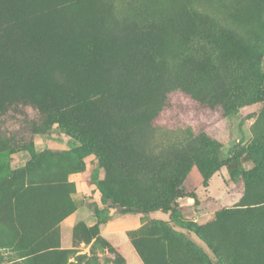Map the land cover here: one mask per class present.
I'll return each mask as SVG.
<instances>
[{
    "label": "rangeland",
    "instance_id": "obj_1",
    "mask_svg": "<svg viewBox=\"0 0 264 264\" xmlns=\"http://www.w3.org/2000/svg\"><path fill=\"white\" fill-rule=\"evenodd\" d=\"M71 2L73 10L50 20L74 24L81 12V31L97 10L110 36L116 23L160 26L157 59L137 70L159 92L180 90L155 112L146 137L164 165L147 164V174L128 168L133 182L102 169L91 184L96 157L79 159V143L60 124L45 125L30 106L9 110L0 116V264H264V167L250 162L264 147V0ZM210 26L241 41L230 46L239 59L257 50L245 59L249 100L231 113L182 91L187 60L179 62L196 28ZM105 196L160 208L127 212Z\"/></svg>",
    "mask_w": 264,
    "mask_h": 264
},
{
    "label": "trees",
    "instance_id": "obj_2",
    "mask_svg": "<svg viewBox=\"0 0 264 264\" xmlns=\"http://www.w3.org/2000/svg\"><path fill=\"white\" fill-rule=\"evenodd\" d=\"M76 5L71 0H0V116L30 106L45 125L58 123L75 138L80 146L73 153L79 159L96 157L91 184L102 169L133 182L128 168L146 173L147 164L164 165V158L148 153L146 137L154 126L155 112L169 96L180 92L153 89L152 82H145L137 70L146 60L157 59L160 26L116 23L110 36L111 28L97 10L81 31L74 27L84 20L81 12L76 13L74 24L69 19L50 20ZM202 30L196 28L192 48L179 62L187 60L183 94L206 106L208 99L210 104L213 100L231 113L249 100L252 69L245 59L256 58V47L248 48L241 60L236 54L239 48L230 50L241 45L237 37L211 26ZM261 100L259 94L255 101ZM21 114L27 117L22 109ZM1 141L5 150H14L7 140ZM250 162L256 170L264 167V147ZM170 167L168 163L166 169ZM105 199L127 212L160 208Z\"/></svg>",
    "mask_w": 264,
    "mask_h": 264
}]
</instances>
